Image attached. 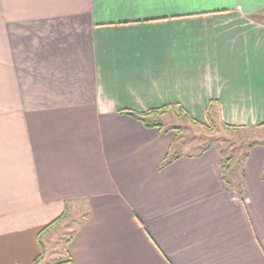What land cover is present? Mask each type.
Here are the masks:
<instances>
[{"label": "crops", "instance_id": "obj_1", "mask_svg": "<svg viewBox=\"0 0 264 264\" xmlns=\"http://www.w3.org/2000/svg\"><path fill=\"white\" fill-rule=\"evenodd\" d=\"M167 106L264 128V0H0V264L76 202L71 264H264V152H172Z\"/></svg>", "mask_w": 264, "mask_h": 264}, {"label": "rangeland", "instance_id": "obj_2", "mask_svg": "<svg viewBox=\"0 0 264 264\" xmlns=\"http://www.w3.org/2000/svg\"><path fill=\"white\" fill-rule=\"evenodd\" d=\"M155 118L163 121L164 130H169V126L178 125V128L172 129L178 132L179 136L172 152L180 151L178 145L180 142L184 144L181 145L182 149L180 152L187 154L198 153L212 143H219L220 147L225 148V155L233 154L230 167H234L237 170L236 173H239V164L244 157V153H247V157H249L251 150H254L253 155L255 158H260V160L263 158L260 157V152H264V128L227 130L221 126L218 117L208 120V125H201L186 118L178 110H169ZM86 206L84 202H76L72 213H69L65 220L57 223L56 227L46 231L43 236V242L46 246L47 257L40 264H55L60 258H65L66 240L72 229L78 225V220L85 217V215L87 217Z\"/></svg>", "mask_w": 264, "mask_h": 264}, {"label": "trees", "instance_id": "obj_3", "mask_svg": "<svg viewBox=\"0 0 264 264\" xmlns=\"http://www.w3.org/2000/svg\"><path fill=\"white\" fill-rule=\"evenodd\" d=\"M173 107L172 106H167V107H162V108H153L151 110H148V111H145V112H135V111H130L129 113L132 114L133 116H135L136 118L142 120L143 122H145L146 125L148 126H158L160 129H164L163 126V121H160V119L158 118H155L154 119V115L156 114H159V113H164V112H168L169 110H171ZM181 111L184 113L183 115L186 116L187 118H189L190 120H192L193 122L197 123V124H200L199 122L193 120L191 117H189L185 110H183V108H181ZM209 120H211L210 116H209ZM205 125H208V124H205ZM221 126L224 127L225 129L227 130H238L240 129L239 126H232V125H227V124H224L221 122ZM170 129H174V128H178V125H172V126H169ZM179 130H180V127H179ZM164 131H168V130H164ZM209 146V145H208ZM206 146V147H208ZM205 147V148H206ZM221 152L223 154V163H222V169L224 170L226 167H230L231 163V159L233 158V154L229 153L228 155H225V148H222L221 146ZM231 154V156H230ZM177 153L175 152L173 155L170 156V154L167 155L166 159L164 160L163 164L162 165H165V164H168L169 162H171V160L174 158V156H176ZM248 154L247 153H244V157L242 159H245V157H247ZM69 213L68 212H63L58 218H56L55 220H53L52 222H50L47 226H45L38 234V240L42 246V254H40L39 257H41L43 255V253L46 251L45 249V245H44V242H43V236L44 234L46 233V231H48L49 229H51L52 227H54V225H56L58 222L60 221H63L65 220L67 217H68ZM85 217L82 218V220L84 219ZM76 221V220H75ZM81 221V220H80ZM79 221V222H80ZM75 229H72V234L71 236L73 235V232H74ZM69 240L67 239L66 242H68ZM37 258L36 261H38L40 258ZM71 258L69 257L68 259H63V258H60V260L55 263V264H71Z\"/></svg>", "mask_w": 264, "mask_h": 264}]
</instances>
